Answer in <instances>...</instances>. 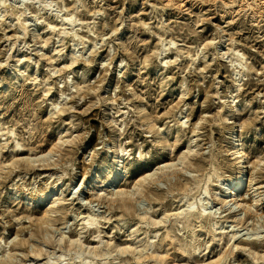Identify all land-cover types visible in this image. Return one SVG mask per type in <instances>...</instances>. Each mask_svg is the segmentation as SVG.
Listing matches in <instances>:
<instances>
[{"label":"rangeland","instance_id":"1","mask_svg":"<svg viewBox=\"0 0 264 264\" xmlns=\"http://www.w3.org/2000/svg\"><path fill=\"white\" fill-rule=\"evenodd\" d=\"M233 130L246 166L257 165L242 195H261L259 219L223 207L237 176ZM58 140L70 143L52 148ZM187 149L202 169L188 167L171 180L176 188L143 185L128 212L108 201L115 151L117 188L132 191ZM209 162L215 175L197 187L190 179ZM50 188L63 191L37 202ZM58 198L63 209L43 219L44 203ZM202 200L212 219L197 218ZM87 214L97 228L85 226ZM233 230L238 248L227 264H264V0H0V264H149L139 249L163 254L166 232L186 249L177 264H207Z\"/></svg>","mask_w":264,"mask_h":264},{"label":"bare ground","instance_id":"2","mask_svg":"<svg viewBox=\"0 0 264 264\" xmlns=\"http://www.w3.org/2000/svg\"><path fill=\"white\" fill-rule=\"evenodd\" d=\"M18 8V7H17ZM23 8V7H22ZM19 9V8H18ZM21 12V10H20ZM18 16L17 20L18 21H23L22 16L23 13H17ZM60 22L63 24L65 23H69L70 22V18L66 17V16H61L59 18ZM20 23V22H19ZM60 24V23H59ZM57 105L53 107V109H56ZM63 108V107H62ZM61 110V107L58 108V111ZM234 132L237 133V131L233 130L232 134H231V139H229V142L231 144V146H235V150L233 152L230 153V157L232 158V161H235V167H236V171H237V176L230 180L229 182V187L225 188L223 190V199H222V203H223V207H227L228 212H230V214H232V216H243L242 220L245 221V219L248 218H260L261 214H262V208H259L262 204L261 199L259 194L250 196L247 195L243 196V191H244V186L247 187H251L252 188V179L249 178L248 180V169L250 172V177H252L257 171H256V164L253 166H249V168L246 166L247 161L246 160V156L245 153L243 152V148L242 145L239 143L237 144V135L235 138H232ZM194 133V130H193ZM64 143H70L69 142H61L60 140H58L53 146L52 148H60L62 147V145ZM236 143V144H235ZM194 147H196L194 145ZM53 152L52 149L49 150L45 155L43 156H39L37 159H39V162H45L48 158L50 159V157L52 156ZM42 158H45L44 160ZM202 158L201 155H198L197 150L196 151H192L190 149H187L186 152L182 153L180 156H178L177 158V162L176 164L170 163V164H163L160 167H157L154 172H152L151 174H147L144 175L137 183L134 184L133 186V190L132 191H126V190H121L118 189L117 187L119 186V182H118V173L120 171V167L122 165V162L120 160V158L118 157V153L115 151L113 155L110 156L109 158V164L111 166H113V170H114V174H112V176L107 180V187H114L111 191V193L107 194L106 196H108V201H110L112 204H116L118 205L119 209H122L124 212H128L129 210L132 209V207L134 206V202L138 199L137 197H143V193L145 192V188H142L143 185H146L147 188H149L147 191L150 192V188L152 189L153 186L159 184V183H166L168 182L170 184L171 187L176 188V183H172L171 184V180L175 181L176 178H180V177H184L186 175V173L188 174V167H195V164H197L196 162ZM33 158V159H26V161H29L30 163L37 162L38 160ZM42 160V161H41ZM208 169L207 170H203V174H201V176H198L196 178L188 176L187 178L190 179L189 177H191L190 181L195 184L198 187V184L200 182H203V184L205 185V189L208 186L210 179L213 175H215V168L213 167V164L211 162L208 163ZM200 168H194L197 169L196 172H200L202 169V165L199 166ZM100 178V170L98 172H95L93 175H91V181L87 182L92 183V182H96V180H98ZM220 184H222V182H225L223 179H220ZM95 184H93V187L95 188V190L92 192V196L95 198H99L100 196H102V194H100L99 189L96 188V186H94ZM84 186H82L81 188H83ZM204 189V194L207 195V192ZM257 190V189H255ZM62 189L59 188H50L49 190H47L46 192L40 194L37 197V202L39 203H43L45 202L49 196H57L58 194L62 193ZM87 192V190L85 191ZM146 193V192H145ZM219 195V194H217ZM216 195V196H217ZM208 200V199H207ZM207 200H202L200 201L201 205H200V210L195 209V211H197V218H203V220H207V219H212L214 215H209L208 213H205L206 210V206L208 205ZM63 198H58L54 201H52L51 203H49V205L47 203H44L45 206H48L47 209H44L42 211L43 215L42 218L47 220V221H51L54 220L53 218H55L56 215H58V213L63 209L62 205H63ZM206 201V202H205ZM91 203V202H89ZM193 204H189V208L193 209ZM191 210V209H190ZM189 210V211H190ZM182 214V213H180ZM214 214V213H213ZM189 215V214H188ZM186 216V215H184ZM237 217V218H238ZM138 218L141 221H146L147 217L145 215L142 216H138ZM187 222L189 221L188 219H186ZM240 220V219H239ZM82 221L85 224V226L87 228L90 227H96L97 225V221L96 218L91 215V214H87L86 216L82 217ZM164 221L160 220L157 223L154 222L152 225H156V224H163ZM222 223V222H221ZM242 223V222H241ZM147 224V222H145V225ZM213 227L217 225V223H213L212 224ZM220 226V225H219ZM217 229L219 228H214L213 231L215 232ZM99 234H97V236H95L96 238L98 237ZM257 235V234H256ZM238 231L237 230H233L231 232L227 233V241L229 244V246L222 252V254L218 257L217 260H214L211 263H207V264H227V259L230 257L234 256L235 251L238 248V245L235 244L239 239H238ZM251 236V234H250ZM249 236V237H250ZM248 237V238H249ZM254 237V235H253ZM259 238V237H258ZM173 238H171L169 236V233L166 232L163 236L162 239L160 240L159 244L157 245L158 248L160 250L163 251V254L158 253V252H154V253H150V254H145L142 255L141 250H145V248L139 249V256L140 258L149 263V264H177L176 263V258L177 257H183V255L185 254V250L183 248H177L173 245ZM259 240V239H257ZM61 241V239L59 240ZM69 244H73L76 241L74 240H69L68 241ZM155 246V245H154ZM149 247H153L152 244L149 245ZM129 248L123 247V248H119L118 252L119 253H127L130 252L128 251ZM137 250V249H135ZM198 248L192 247V249H190V252L194 253L195 251H197ZM134 251V250H133ZM138 251V250H137ZM33 255L37 254V252H32ZM109 251H100V250H93L92 254L94 257H101L105 254L108 255ZM7 258V257H6ZM191 261L193 263L190 264H199L198 263V259L192 257ZM4 264H9V262H5Z\"/></svg>","mask_w":264,"mask_h":264}]
</instances>
